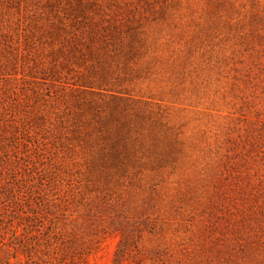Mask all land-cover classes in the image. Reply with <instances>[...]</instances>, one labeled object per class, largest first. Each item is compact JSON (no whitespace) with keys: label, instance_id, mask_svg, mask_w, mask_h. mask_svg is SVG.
<instances>
[{"label":"rangeland","instance_id":"374dc122","mask_svg":"<svg viewBox=\"0 0 264 264\" xmlns=\"http://www.w3.org/2000/svg\"><path fill=\"white\" fill-rule=\"evenodd\" d=\"M26 200L97 206L86 264H264V0H0L4 221Z\"/></svg>","mask_w":264,"mask_h":264},{"label":"trees","instance_id":"16d2710c","mask_svg":"<svg viewBox=\"0 0 264 264\" xmlns=\"http://www.w3.org/2000/svg\"><path fill=\"white\" fill-rule=\"evenodd\" d=\"M23 205L17 213L11 211L6 221L5 214H0V264H86L93 245L77 232L90 228L91 217H98L94 214L97 206L94 212L86 208L82 222L67 231L58 227L48 209L36 204L38 212L30 211L27 200ZM127 243L123 236L117 256Z\"/></svg>","mask_w":264,"mask_h":264}]
</instances>
